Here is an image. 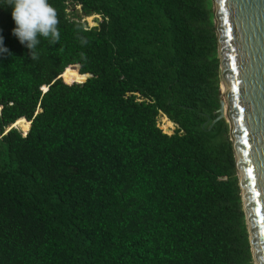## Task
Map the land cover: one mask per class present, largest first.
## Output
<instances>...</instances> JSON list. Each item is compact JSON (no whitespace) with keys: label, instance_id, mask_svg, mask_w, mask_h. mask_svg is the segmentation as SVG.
<instances>
[{"label":"trees","instance_id":"obj_1","mask_svg":"<svg viewBox=\"0 0 264 264\" xmlns=\"http://www.w3.org/2000/svg\"><path fill=\"white\" fill-rule=\"evenodd\" d=\"M50 3L37 60L0 9V264H253L211 0Z\"/></svg>","mask_w":264,"mask_h":264},{"label":"water","instance_id":"obj_2","mask_svg":"<svg viewBox=\"0 0 264 264\" xmlns=\"http://www.w3.org/2000/svg\"><path fill=\"white\" fill-rule=\"evenodd\" d=\"M211 7L220 84L210 127L227 123L252 262L264 264V0H211Z\"/></svg>","mask_w":264,"mask_h":264},{"label":"clouds","instance_id":"obj_3","mask_svg":"<svg viewBox=\"0 0 264 264\" xmlns=\"http://www.w3.org/2000/svg\"><path fill=\"white\" fill-rule=\"evenodd\" d=\"M10 11L14 27L11 34L29 50L31 60L39 59L41 38L49 44L59 43L60 30L57 11L50 0H0V9ZM81 45L88 43L83 36L78 37ZM11 55L0 35V56Z\"/></svg>","mask_w":264,"mask_h":264},{"label":"rangeland","instance_id":"obj_4","mask_svg":"<svg viewBox=\"0 0 264 264\" xmlns=\"http://www.w3.org/2000/svg\"><path fill=\"white\" fill-rule=\"evenodd\" d=\"M82 20H84V19H82ZM94 20H95V16H90V17L86 18V21H87L88 25H90V26L95 24ZM163 118H164V116H162V115H160L159 118H158V122H159L160 128L166 133H169V134L172 133V131L174 129L173 124L170 121H166L164 123V119ZM17 127H20V129L23 132V128L21 126L17 125Z\"/></svg>","mask_w":264,"mask_h":264},{"label":"bare ground","instance_id":"obj_5","mask_svg":"<svg viewBox=\"0 0 264 264\" xmlns=\"http://www.w3.org/2000/svg\"><path fill=\"white\" fill-rule=\"evenodd\" d=\"M221 91H222L221 94H222V96L224 97V95H223V92H224V91H223V86H222V85H221ZM224 103H225V98H224Z\"/></svg>","mask_w":264,"mask_h":264}]
</instances>
